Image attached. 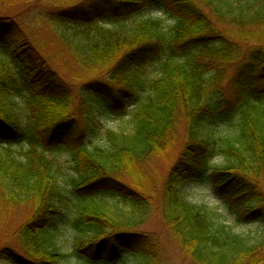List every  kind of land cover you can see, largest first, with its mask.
<instances>
[{
    "label": "trees",
    "instance_id": "trees-1",
    "mask_svg": "<svg viewBox=\"0 0 264 264\" xmlns=\"http://www.w3.org/2000/svg\"><path fill=\"white\" fill-rule=\"evenodd\" d=\"M9 1L25 9L0 15V225L13 207L29 212L12 234L19 250L4 242L0 254L12 264H59L69 256L57 245L54 222L68 191L55 156L64 149L79 197L75 254L111 260L129 252L136 258L126 264H169L153 235L141 232L156 214L196 264H264V40L252 34L264 26V0ZM150 8L160 15L115 28L82 23ZM45 25L62 39L61 61L35 42ZM156 60L160 75L139 98L136 83ZM225 61L239 62L233 101L219 83ZM134 95L131 127L102 134L103 118ZM219 125L228 132L217 137ZM180 126V147L157 180L147 164L170 153ZM217 156L224 161L216 166ZM200 179L219 206L183 199L182 187ZM108 196L119 201L112 205ZM256 222V241L235 230Z\"/></svg>",
    "mask_w": 264,
    "mask_h": 264
},
{
    "label": "rangeland",
    "instance_id": "rangeland-1",
    "mask_svg": "<svg viewBox=\"0 0 264 264\" xmlns=\"http://www.w3.org/2000/svg\"><path fill=\"white\" fill-rule=\"evenodd\" d=\"M25 9V4L23 2H11L9 0H0V15H15L19 14ZM116 12H108L106 14L98 15V16H89L86 17V20H83V24L85 26H104L106 28H115V26L120 24H127L132 22L135 18H145L149 16H158L160 12L155 11V9L150 8L146 12L142 14H137L130 18L118 15L115 16ZM169 21V20H168ZM169 24L171 22H168ZM218 27L223 28V32H228L233 36H239L240 33L232 34L233 31L237 28L234 26L220 24ZM53 25H45L37 31V36L34 38L39 42L41 41V45L45 47V52L53 57H58V60L61 61V58L58 56L61 48H63L62 39L59 35L56 34V29ZM70 31H73L69 28ZM252 34L255 37H259L264 40V26L254 27L252 28ZM37 42V43H38ZM36 43V44H37ZM248 43L247 41H242V45ZM246 49H244L245 51ZM62 60L67 59L66 56H61ZM157 58V57H156ZM154 62L148 63L142 71L140 79L138 83H136L137 93L139 98L142 97L146 88L149 87L150 83L160 75L158 64ZM221 75H220V86L222 87L223 94L225 98L230 101L235 100L236 92L233 91L232 84L236 74L238 75V61H225L221 65ZM133 95V94H132ZM133 101L126 104L129 106L127 108L122 109L121 111L114 112L109 114L105 118H103V122L105 124V128L101 131L102 134L105 133V130L110 128L117 131H122L125 129H129L131 125L129 124L131 109L134 108L135 101L137 99L136 95L133 96ZM136 97V98H135ZM180 135L179 139L173 144L170 153L167 155L155 156L152 160L148 162V167L151 172L154 174V178L157 180H161L163 176L167 173L169 167L171 166L173 159L175 157L176 152L180 147V141L183 133V127H179ZM185 132V128H184ZM227 128L224 125H219L215 129L214 133H216L217 137L225 135L227 133ZM55 156L60 160L62 168L60 171V180L67 187L68 191L66 193V201L65 204L59 207L60 213L54 219V222L57 227H60V232L57 234V245L60 247V250L63 253L69 254V256L62 260L59 264H126L131 263L135 260V256L132 253H124L121 257H116L114 259H105V258H94V257H86L75 254L74 249V237L75 231L73 229V222L76 217V208L75 203L78 201V196L76 192L70 187L71 177L73 176V171H71V163H69V155L68 152L64 149H59ZM222 157H215L211 160V164L220 165L223 163ZM182 197L186 202L193 203L197 206L204 205H215L219 206L221 200L218 196L212 191L209 185L208 180H196L189 181L182 187ZM107 201L114 205L119 201L117 197L111 198L108 196ZM119 204V202H118ZM120 205V204H119ZM224 209V206H221V210ZM29 212V208L25 205H20L13 207L12 209L6 211L4 213L3 222L0 225V248L4 245L3 243H8L11 246L17 248L15 242V238L12 237L13 231L16 230L27 218ZM228 215V219L234 221L233 215L229 212L226 213ZM259 223H251L247 225H236L235 230L245 237H247L250 241H256L259 237L260 227ZM141 232L152 234L153 238L157 240L160 244V247L164 253L169 264H196L194 263L181 249V246L175 242L172 238L171 233L167 230L164 223L158 219L156 214L150 216V219L147 221L144 227H141ZM0 264H12L6 258H4L0 254Z\"/></svg>",
    "mask_w": 264,
    "mask_h": 264
}]
</instances>
